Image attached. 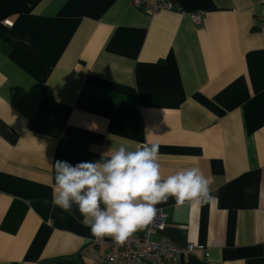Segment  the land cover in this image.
I'll use <instances>...</instances> for the list:
<instances>
[{
    "label": "crops",
    "instance_id": "0c3cea01",
    "mask_svg": "<svg viewBox=\"0 0 264 264\" xmlns=\"http://www.w3.org/2000/svg\"><path fill=\"white\" fill-rule=\"evenodd\" d=\"M176 1L0 0V264L99 258L75 206L52 204L53 165L122 140L211 182L209 203L156 205L161 235L203 246L181 264H264V0Z\"/></svg>",
    "mask_w": 264,
    "mask_h": 264
},
{
    "label": "clouds",
    "instance_id": "9594fccd",
    "mask_svg": "<svg viewBox=\"0 0 264 264\" xmlns=\"http://www.w3.org/2000/svg\"><path fill=\"white\" fill-rule=\"evenodd\" d=\"M112 140L113 138L110 137ZM122 140L95 161L75 165L57 160L53 165L52 204L71 213L74 206L97 239L123 242L149 224L156 205L170 197L178 206L211 202L210 180L195 166L161 174L159 145Z\"/></svg>",
    "mask_w": 264,
    "mask_h": 264
},
{
    "label": "built area",
    "instance_id": "2783aa9c",
    "mask_svg": "<svg viewBox=\"0 0 264 264\" xmlns=\"http://www.w3.org/2000/svg\"><path fill=\"white\" fill-rule=\"evenodd\" d=\"M132 2L135 7L149 13L180 9L176 0H132ZM190 17L198 28L203 27L202 11L192 12ZM166 219L167 214L157 210L149 224L141 231L134 232L123 242H117L111 237L96 240V243H103L104 252L93 264H181L185 255L196 248L203 249V246L193 243L182 248L161 235ZM157 235L159 237L155 239Z\"/></svg>",
    "mask_w": 264,
    "mask_h": 264
},
{
    "label": "trees",
    "instance_id": "16d2710c",
    "mask_svg": "<svg viewBox=\"0 0 264 264\" xmlns=\"http://www.w3.org/2000/svg\"><path fill=\"white\" fill-rule=\"evenodd\" d=\"M47 91V90H46ZM47 95V94H46Z\"/></svg>",
    "mask_w": 264,
    "mask_h": 264
}]
</instances>
